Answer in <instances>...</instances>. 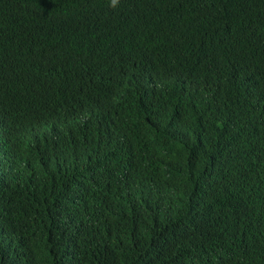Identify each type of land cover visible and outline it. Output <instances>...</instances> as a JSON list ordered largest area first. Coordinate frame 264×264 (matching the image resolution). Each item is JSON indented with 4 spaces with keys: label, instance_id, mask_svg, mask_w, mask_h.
<instances>
[{
    "label": "trees",
    "instance_id": "trees-1",
    "mask_svg": "<svg viewBox=\"0 0 264 264\" xmlns=\"http://www.w3.org/2000/svg\"><path fill=\"white\" fill-rule=\"evenodd\" d=\"M0 264H264V0H0Z\"/></svg>",
    "mask_w": 264,
    "mask_h": 264
},
{
    "label": "clouds",
    "instance_id": "clouds-1",
    "mask_svg": "<svg viewBox=\"0 0 264 264\" xmlns=\"http://www.w3.org/2000/svg\"><path fill=\"white\" fill-rule=\"evenodd\" d=\"M119 4V0H109V7L116 8Z\"/></svg>",
    "mask_w": 264,
    "mask_h": 264
},
{
    "label": "bare ground",
    "instance_id": "bare-ground-1",
    "mask_svg": "<svg viewBox=\"0 0 264 264\" xmlns=\"http://www.w3.org/2000/svg\"><path fill=\"white\" fill-rule=\"evenodd\" d=\"M237 68V67H236ZM66 198V197H65Z\"/></svg>",
    "mask_w": 264,
    "mask_h": 264
}]
</instances>
